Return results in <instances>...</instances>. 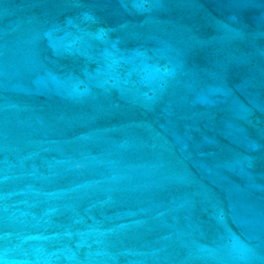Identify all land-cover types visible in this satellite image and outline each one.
<instances>
[{
	"label": "water",
	"instance_id": "obj_1",
	"mask_svg": "<svg viewBox=\"0 0 264 264\" xmlns=\"http://www.w3.org/2000/svg\"><path fill=\"white\" fill-rule=\"evenodd\" d=\"M0 264H264V0H62L0 94Z\"/></svg>",
	"mask_w": 264,
	"mask_h": 264
}]
</instances>
